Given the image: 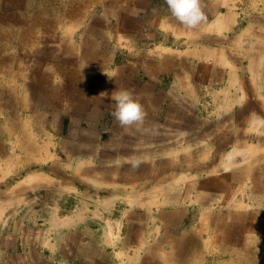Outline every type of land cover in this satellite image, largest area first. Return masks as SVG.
Instances as JSON below:
<instances>
[{
    "label": "crops",
    "instance_id": "crops-1",
    "mask_svg": "<svg viewBox=\"0 0 264 264\" xmlns=\"http://www.w3.org/2000/svg\"><path fill=\"white\" fill-rule=\"evenodd\" d=\"M226 3L201 0L207 22L192 32L172 17L165 0H0V185L20 173L57 182L59 172V178L73 176V187L80 188L83 177L97 184L94 173L105 163L122 174L113 185L139 194L150 182L147 171L177 172L181 148L189 150L187 156L196 147L206 148L197 151L205 156L215 146L221 150V126L209 131L213 121L207 109L222 104L210 103L219 68L211 67L207 34L238 23L237 18L228 23L232 7L226 9ZM233 5L230 20L241 7ZM118 90L139 100L142 124L121 127L113 117L111 94ZM206 140H214L212 151ZM228 140L232 148L242 145L233 135ZM61 157L56 168L45 169ZM129 158L138 159L139 166L132 168ZM34 165L40 169L30 174ZM167 178L171 174L162 179ZM172 199H132L172 207L133 212L143 225L141 237L130 247L129 260L117 264H194L193 226L191 232L184 228L188 209L178 206L191 201ZM223 228L227 231L219 233V241L241 234L237 227ZM47 243L31 245L24 264H39L34 252H44ZM57 248L64 253L67 247Z\"/></svg>",
    "mask_w": 264,
    "mask_h": 264
},
{
    "label": "rangeland",
    "instance_id": "rangeland-1",
    "mask_svg": "<svg viewBox=\"0 0 264 264\" xmlns=\"http://www.w3.org/2000/svg\"><path fill=\"white\" fill-rule=\"evenodd\" d=\"M233 4L241 7L230 20L237 7ZM229 7L232 8L226 19L228 23L238 19L235 27L211 28L207 34L211 67L219 68L210 103L234 105H210L207 109L213 121L209 131L221 126L218 140H223L222 149L215 146L214 153L205 156L196 147L187 156L185 152L189 150L181 148L183 156H179L177 172L147 171L150 182L141 187L139 194L132 187L113 185L114 179L119 183L122 174L114 173L105 163L98 164L94 173L99 182L90 185V178L83 177L85 185L80 188L73 187V176L64 173L59 178V172L55 173L57 182L40 176L25 178V173L2 182L0 264H24L29 259L28 248L46 241L44 252L39 248L33 255L39 264L128 261L133 254L129 249L138 246L143 230L141 220L133 212L151 210L153 206L159 209L161 204L143 205L133 203L132 199L153 196L164 200L171 196L173 202L186 198L191 201L179 202L178 206L188 209L184 228L187 226L191 232L193 226L189 238L192 237L194 264H264V0H227L226 9ZM224 61L225 68L220 69ZM217 113L222 116L216 118ZM230 135L242 145L232 148ZM207 141L212 151L214 140ZM196 145L201 147V140ZM188 147L193 152L194 148ZM60 162L62 157L57 163L51 161L45 169L56 168ZM39 169L40 165H34L30 174ZM170 174L172 178L162 179ZM160 207L172 206L163 203ZM226 226L241 229V234L222 236L223 241H219V233L227 231L223 228ZM61 243L67 247L64 253L57 248Z\"/></svg>",
    "mask_w": 264,
    "mask_h": 264
},
{
    "label": "clouds",
    "instance_id": "clouds-1",
    "mask_svg": "<svg viewBox=\"0 0 264 264\" xmlns=\"http://www.w3.org/2000/svg\"><path fill=\"white\" fill-rule=\"evenodd\" d=\"M165 3L172 17L188 30L198 29L207 22V17L202 10L201 0H165ZM108 77L111 79L110 76ZM111 100L115 105L112 115L121 127L143 123L145 117L143 107L131 91H114L111 94ZM127 163L132 168H136L139 166L140 161L136 158H129Z\"/></svg>",
    "mask_w": 264,
    "mask_h": 264
}]
</instances>
